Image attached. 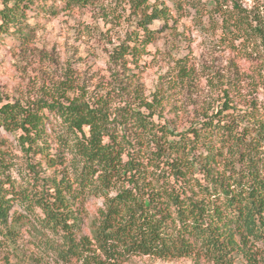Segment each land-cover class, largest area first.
I'll return each mask as SVG.
<instances>
[{
  "label": "trees",
  "instance_id": "obj_1",
  "mask_svg": "<svg viewBox=\"0 0 264 264\" xmlns=\"http://www.w3.org/2000/svg\"><path fill=\"white\" fill-rule=\"evenodd\" d=\"M262 2L0 0V41L19 47L76 11L119 30L109 81L91 89L67 61L45 96L0 104V264H264V73L244 94L230 64L215 101L174 103L197 81L194 31L264 64ZM161 40L178 57L149 90L140 63Z\"/></svg>",
  "mask_w": 264,
  "mask_h": 264
},
{
  "label": "rangeland",
  "instance_id": "obj_2",
  "mask_svg": "<svg viewBox=\"0 0 264 264\" xmlns=\"http://www.w3.org/2000/svg\"><path fill=\"white\" fill-rule=\"evenodd\" d=\"M244 1L247 7L254 2ZM260 7L264 13V5ZM102 19V14L96 9L76 11L54 20L42 21L34 41L27 47H19L7 40L0 41V104L25 103L45 96L43 87L61 77L63 69L67 68V61L73 67L78 66L75 74H85V83L91 89L97 79L109 81L108 56L119 30L113 29L109 34L111 26L105 27ZM181 53L188 55L189 65L196 66L197 81L174 95V103L177 107L187 108L188 117L193 115L196 107L200 109L204 104L216 100L210 77L216 71L229 70L230 64L231 71L239 74L242 80L241 91L246 94L252 89L253 93L258 91L260 94L262 81L259 74L264 73L260 56L240 59L215 37L201 35L197 31L192 34L190 48ZM174 54L175 46L171 42L161 40L155 43L151 55L144 57L140 63L141 82L146 88L153 90L160 87L162 73L175 69L178 55L174 58ZM51 89L47 87L46 90ZM127 264H192V261L136 258Z\"/></svg>",
  "mask_w": 264,
  "mask_h": 264
}]
</instances>
